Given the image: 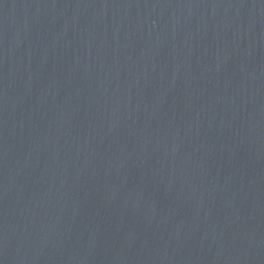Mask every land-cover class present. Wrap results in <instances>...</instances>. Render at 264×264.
<instances>
[{
    "label": "water",
    "instance_id": "obj_1",
    "mask_svg": "<svg viewBox=\"0 0 264 264\" xmlns=\"http://www.w3.org/2000/svg\"><path fill=\"white\" fill-rule=\"evenodd\" d=\"M0 264H264V0H0Z\"/></svg>",
    "mask_w": 264,
    "mask_h": 264
}]
</instances>
